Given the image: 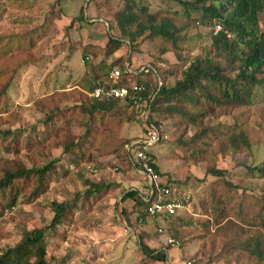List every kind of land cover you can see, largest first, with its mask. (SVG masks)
<instances>
[{"label":"rangeland","instance_id":"rangeland-1","mask_svg":"<svg viewBox=\"0 0 264 264\" xmlns=\"http://www.w3.org/2000/svg\"><path fill=\"white\" fill-rule=\"evenodd\" d=\"M130 1L135 10L144 6L147 13L171 15L176 11L180 15L175 23L183 28L177 33L175 49L166 39H145L147 31L139 33L135 45H129L116 26L115 13ZM181 11L182 6L176 0H0V33L21 35L29 31L34 40L31 51L18 56L27 64L18 68L8 88L12 103L9 110L17 114L0 124V129L8 128L9 131L4 141L0 138V177L3 169L12 170L14 166L38 169L49 160L53 163L42 177L45 192L33 202L21 203L19 197L9 209L0 206V252L15 245L24 230L42 228L49 264H144L146 258L140 253L134 236L141 237L150 247L161 248L166 245L167 237L175 233L179 243L183 242L181 250L168 245L165 261L148 264H185L187 259L193 264L253 263L254 259L242 251L238 243L260 236L264 246V228L258 221L259 217H264L261 208L264 207V177L247 169L264 160V92L259 85L252 90V103L230 104L232 109L228 114L213 108L216 116L208 111L200 117L204 125L240 122L249 142L247 150L225 148L222 151L216 144L205 150V155L194 154L199 151L191 140L196 125L174 127L175 119L163 113L164 104L154 101L152 119L158 121L160 139L146 145L144 151L150 154L157 167L155 180L167 183L171 196L175 193L188 196L185 209L176 212L182 215V224L165 226L159 218L143 214L137 198L121 200L127 190H136L141 195L146 193L147 181L131 163L134 149L130 155L126 148L118 153L90 151V155L82 159L77 152L72 154L66 150L64 145L69 141L80 146L84 140L87 122L81 115L83 106L78 108V116L64 122V128L59 130L58 125L54 136L60 138L49 139L50 147L46 148L43 141L39 145L41 153H29L26 148L27 141L43 136L42 130L30 126H38L41 117L35 110V102L62 87L76 88L83 97L89 98L86 89L89 77H81L92 64L107 61L111 69L118 70L125 63L133 70L151 65L153 70H132L134 75L122 80L144 81L149 91L154 85H173L194 58L208 57L213 63L230 69L225 64L228 55L220 54L210 45L211 24L204 26L195 22L197 11L192 12L191 20L182 16ZM257 22L259 29L264 26V6L257 13ZM108 35L122 41L119 48L115 49L112 43L106 46ZM236 65L234 61L232 66ZM234 72V69L227 71L230 77ZM190 94L196 95V92ZM117 106L129 119L123 122L119 135L127 137L131 144L146 138L153 125L147 122L144 108L132 113L124 103L118 102ZM30 130L34 131L32 136ZM210 165L222 169V175L207 174ZM22 180L20 177L17 181L19 186ZM31 184L36 183H25V189L18 187V194L29 191ZM217 185V192L227 204L224 215L223 211H219V215L210 211L212 206L203 198L206 193L215 191ZM8 195V189L0 192V202L6 201ZM52 200L70 202L74 207L59 224L49 227ZM241 209L246 223L226 219V216L235 217ZM257 213L259 217L254 218ZM172 256H179V262L176 263Z\"/></svg>","mask_w":264,"mask_h":264},{"label":"trees","instance_id":"trees-1","mask_svg":"<svg viewBox=\"0 0 264 264\" xmlns=\"http://www.w3.org/2000/svg\"><path fill=\"white\" fill-rule=\"evenodd\" d=\"M176 1L182 6V16H187L191 20L192 12L197 11L198 15L195 22H200L204 26L211 24L210 45L213 49L218 50L220 54L228 55L225 64L230 66V69L224 68L223 65L221 67L219 63H213L208 57L201 59L194 58L181 71V78L175 80L171 86L160 84L156 87L154 85L153 89L149 91L146 88V82L131 81L141 82L144 86L140 95L142 96L141 106L145 110L147 122L150 125L152 124L158 132V121L152 119V106L155 100H159V102L164 104L163 113L166 117L175 119L172 123L174 127L196 125L197 128L191 134V140L196 144L199 151H194V154L205 155V150H210L216 144H219L217 148L222 151H225V148L231 151H239L241 148L247 150L249 142L243 129L239 126L240 122L234 120L228 124L212 126L201 124L200 117L208 111L213 116H216L217 111H213V108H220L219 113L228 114L232 109V105L230 104L252 103V90L254 86L259 85L262 92H264V26L259 29L257 22V13L263 8L264 0ZM134 6L133 2L130 1L123 9L115 13L116 26L123 33V38L129 42V45L131 47L135 45L138 42L137 36L139 33L147 31L145 39L163 38L170 41L172 48L175 49L177 33L183 28V26L179 27L175 23V20L180 15L176 11H173L171 15L147 13L144 6L137 7V10H135ZM216 23L220 25V29L214 32L213 28ZM32 37V32L29 31L21 35H16L13 32L0 33V124H5L4 121L6 119L8 120L9 117H14L17 114V111L9 110L12 103L9 102L8 88L14 81L18 68L23 64H27L26 60L20 59L18 56L24 51H31L34 42ZM109 43H112L115 49H117L122 44V41L108 35L106 46ZM234 61H237L236 66H232ZM111 66L107 61L90 65L89 70L81 77V79L84 76L89 77L86 81L88 92L95 86H107L111 84L109 79H107L109 72L113 70ZM128 68L133 70L130 64H128ZM145 69L146 71L153 70L152 66L148 64ZM232 69L235 72L234 76L230 77L227 71ZM136 70L133 71L144 72L140 70V67ZM119 71L121 74L117 80V85L126 84L127 82L122 81L123 79L125 80L124 77L134 75L131 74L132 72L127 73L124 65L121 66ZM192 91H195L196 95L190 94ZM118 102L126 104L132 113L133 111L137 112L127 101L104 97L86 98L76 88L64 89L62 87L60 91H54L41 96L35 102V110L41 114V117L37 121L38 126L35 124H31L30 126L42 130L43 136L41 138L37 137V141L36 139L27 141V151L29 153L40 152L39 145L43 141L46 148L50 147V142L48 143L49 139L55 140L56 138H60L59 135L54 136L58 125L59 130L62 127L64 128V122L66 123L67 120L78 116L80 114L78 108L83 106L84 109L81 115L85 116L87 122L84 128V140L80 146H75V142L69 141L67 145H64L66 150L69 149L72 154L77 152V155H80V159H82L86 154L90 155V151L100 152L101 154H105L106 152L118 153L124 151L126 148V151H129L128 154L130 155L131 149H134L130 158L132 159L134 151L141 149L144 145L141 143L131 144L130 141H127V137L119 135L123 122L129 121V119L122 115L120 107L117 106ZM32 132L34 131L30 130L31 136ZM8 134V128H1V141H4V138ZM224 138H227V141H223ZM71 146H73L72 149H70ZM142 150L148 157L154 174H156L157 167L152 162L150 154L144 151V149ZM50 161L45 162L38 169L34 167L25 168L22 165L14 166L12 170L3 169L2 176L0 177V192L8 189L9 197L6 201L0 202V206L9 209L15 205L19 197H21L19 199L21 203H31L35 198L44 193L45 183L42 182V177L47 170L51 169L53 163ZM247 169L256 171L258 176L264 177V160L255 166L247 167ZM206 172L213 176H221L223 171L210 165L206 169ZM20 177L24 179L21 186L17 184ZM219 179L222 181L221 177ZM34 182L36 184L34 186L31 184L29 191H24L25 194H18V187L25 189V183L30 184ZM158 185L168 188V194L165 197L170 200L176 201L184 199L186 196L184 193H175L171 196L172 191L167 183L158 181ZM26 186L28 187V185ZM217 187L218 185L215 191L212 190L206 193L203 198H205L207 204L212 206L211 208L209 207L210 211H213V213L217 212V215L223 211L224 215L227 214V211H225L227 204L222 200V195L217 192ZM137 193L136 190H127L122 195L121 200L127 197L137 198L143 214H147L144 211L147 202H144L139 195L137 196ZM73 207L74 205L70 202L52 200L50 208L53 215L48 226L54 227L59 224L62 217L71 211ZM261 208L264 211V207L261 206ZM242 209V213L233 211L234 214L236 213L235 217L226 216V219L234 220L238 224L246 223L245 219L247 218H245ZM228 214L230 213L228 212ZM150 217L159 218L165 226L178 225L182 222V215L179 212ZM258 217L259 213L254 216V218ZM258 221L260 226L264 228V217H259ZM158 231H161V229H158ZM172 236L175 238H169L176 240L175 246L181 250L183 242L179 243V237L175 233ZM44 239L42 228L24 230L20 240L15 245L0 252V264H49L46 258ZM134 239L140 253L146 258L144 264L154 261H165L167 246L173 245L166 241L165 246L155 248L147 245L139 236H134ZM238 245L242 251L247 252L254 259L252 264L259 262L264 264V246H262L260 236L250 237L242 243H238ZM187 260L193 264L192 260Z\"/></svg>","mask_w":264,"mask_h":264},{"label":"built area","instance_id":"built-area-1","mask_svg":"<svg viewBox=\"0 0 264 264\" xmlns=\"http://www.w3.org/2000/svg\"><path fill=\"white\" fill-rule=\"evenodd\" d=\"M220 29V25L216 23L214 25L213 31L216 32ZM127 73H131L132 70L128 68V64H124ZM140 70L146 71L145 67H140ZM121 72L118 69H113L108 74V79L111 84L104 86L98 85L95 86L89 93V97H104V98H115L121 101L129 102L134 109L137 111H142V96L140 93L143 91L144 86L141 82H131L128 81L124 85H117V80L120 77ZM129 78H126L128 80ZM151 130L147 131L146 138L139 139L136 143H141L142 148L136 149L133 153V158L131 159L132 166L134 170L141 173L146 181V193L140 195L141 199L144 202H147L144 207V211L150 215H159V214H175L177 210L185 209V205L188 203V196L186 195L184 199L180 200H170L165 196L168 194V188L158 185V181L155 180V174L152 166L148 161V157L143 152L142 149L146 145H150L153 142L159 140L160 135L154 126L149 127ZM135 143V141H134ZM185 201V203H184ZM166 241L170 244L176 245V240L167 238ZM185 264H192L190 261L186 260Z\"/></svg>","mask_w":264,"mask_h":264},{"label":"crops","instance_id":"crops-1","mask_svg":"<svg viewBox=\"0 0 264 264\" xmlns=\"http://www.w3.org/2000/svg\"><path fill=\"white\" fill-rule=\"evenodd\" d=\"M11 88H12V87H11ZM135 171H136V170H135ZM136 172H137V171H136ZM138 173H139V172H138ZM140 174H141V173H140ZM144 178H145V177H144ZM145 181H146V180H145ZM146 186H147V184L145 185V187H146ZM132 189H133V188H132ZM138 194H139V196L141 195V193H138ZM173 246H175V245H173ZM166 257H167V253H166ZM172 257H173L174 261H176V263L179 262V261H178V259H179L178 257H179V256H178V257H177V256H176V257H175V256H172ZM165 260H166V259H165ZM180 261H182V260H180ZM166 263H167V261H166Z\"/></svg>","mask_w":264,"mask_h":264}]
</instances>
